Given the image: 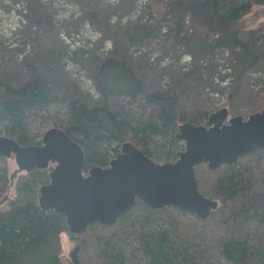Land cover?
I'll list each match as a JSON object with an SVG mask.
<instances>
[{"label":"rangeland","instance_id":"rangeland-1","mask_svg":"<svg viewBox=\"0 0 264 264\" xmlns=\"http://www.w3.org/2000/svg\"><path fill=\"white\" fill-rule=\"evenodd\" d=\"M237 26L245 46L222 49L213 47L216 35L195 27L188 15L178 31L165 0H0V65L9 79L25 81L34 71L47 83L49 98L26 120L36 140L68 123L73 103L91 107L105 97L131 124L155 119L157 105L148 95L158 93L176 96L187 114L209 118L227 107L230 117L248 118L264 109V4ZM155 141L156 163L175 162L185 149L176 134ZM122 144L113 142L107 153L113 157L116 146L120 153ZM3 160L10 176L26 173L14 155ZM15 179L0 197V210L16 197ZM78 236L60 234L61 264H73Z\"/></svg>","mask_w":264,"mask_h":264},{"label":"trees","instance_id":"trees-1","mask_svg":"<svg viewBox=\"0 0 264 264\" xmlns=\"http://www.w3.org/2000/svg\"><path fill=\"white\" fill-rule=\"evenodd\" d=\"M261 4L264 0H165L178 31L188 15L195 27L216 35L213 47L222 49L245 46L238 20ZM5 72L0 65V126L20 144H41L29 133L26 120L49 98L47 83L34 71L25 81L9 79ZM148 98L157 105L155 119L138 124L121 120L106 97L101 105H71V119L61 127L83 147L84 172L109 164L119 153L117 146L113 157L107 153L113 142L132 141L152 157L156 136L174 137L188 121L209 123L206 112L180 109L176 96L158 93ZM2 161L0 156V197L11 180ZM51 166L16 176V197L8 210H0V264H61L60 234L69 230L66 217L41 209L38 201ZM195 171L199 190L218 201L209 218L174 206L152 209L138 199L114 226L94 223L78 234L73 264H214L221 259L227 264H264V152L214 170L203 162Z\"/></svg>","mask_w":264,"mask_h":264},{"label":"water","instance_id":"water-1","mask_svg":"<svg viewBox=\"0 0 264 264\" xmlns=\"http://www.w3.org/2000/svg\"><path fill=\"white\" fill-rule=\"evenodd\" d=\"M208 121V126L180 124L176 137L185 142V149L175 162L156 163L125 141L107 166H93L85 174L83 147L61 127L48 130L41 144L23 145L0 135V156L14 155L19 170L26 172L55 164L38 201L41 209L64 214L73 234H83L94 223L114 226L138 199L152 209L174 206L207 219L218 201L199 190L195 167L205 162L214 170L257 150L264 152V109L244 118L230 117L223 107Z\"/></svg>","mask_w":264,"mask_h":264},{"label":"built area","instance_id":"built-area-1","mask_svg":"<svg viewBox=\"0 0 264 264\" xmlns=\"http://www.w3.org/2000/svg\"><path fill=\"white\" fill-rule=\"evenodd\" d=\"M191 57V56H190ZM192 59V58H191Z\"/></svg>","mask_w":264,"mask_h":264}]
</instances>
